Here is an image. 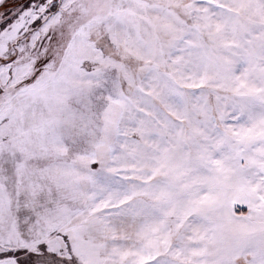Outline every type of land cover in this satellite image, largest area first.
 Listing matches in <instances>:
<instances>
[{
	"label": "snow or ice",
	"instance_id": "6c2138e0",
	"mask_svg": "<svg viewBox=\"0 0 264 264\" xmlns=\"http://www.w3.org/2000/svg\"><path fill=\"white\" fill-rule=\"evenodd\" d=\"M0 264H264V0H0Z\"/></svg>",
	"mask_w": 264,
	"mask_h": 264
}]
</instances>
